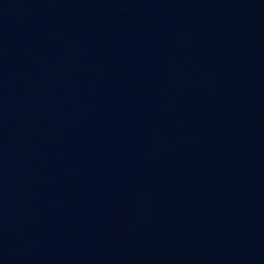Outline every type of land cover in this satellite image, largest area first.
<instances>
[{
    "label": "water",
    "instance_id": "1",
    "mask_svg": "<svg viewBox=\"0 0 264 264\" xmlns=\"http://www.w3.org/2000/svg\"><path fill=\"white\" fill-rule=\"evenodd\" d=\"M0 264H264V0H0Z\"/></svg>",
    "mask_w": 264,
    "mask_h": 264
}]
</instances>
